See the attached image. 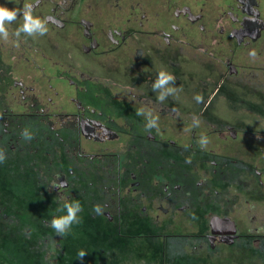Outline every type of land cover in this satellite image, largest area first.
Returning <instances> with one entry per match:
<instances>
[{"label":"flooded vegetation","instance_id":"obj_1","mask_svg":"<svg viewBox=\"0 0 264 264\" xmlns=\"http://www.w3.org/2000/svg\"><path fill=\"white\" fill-rule=\"evenodd\" d=\"M27 2L49 31L0 40L6 261L9 229L54 232L49 222L64 199L83 208L72 231L161 238L164 250L181 252L179 264L237 244L264 250V0L0 5ZM160 70L182 89L163 103L152 90ZM141 108L159 116L158 130L145 131ZM97 204L104 214L93 212ZM55 246L39 249L50 264Z\"/></svg>","mask_w":264,"mask_h":264},{"label":"rangeland","instance_id":"obj_2","mask_svg":"<svg viewBox=\"0 0 264 264\" xmlns=\"http://www.w3.org/2000/svg\"><path fill=\"white\" fill-rule=\"evenodd\" d=\"M243 217L241 221L245 222ZM49 233L47 232L48 236ZM114 233L111 229L74 230L67 236L60 237L52 232L57 242L56 264H179L181 252L172 250L170 246L164 250L161 238H126L114 236ZM43 234L45 233L41 235ZM40 239L35 231L10 228L7 249L19 255L9 256L10 259L6 261L5 254L0 251V264H32V258L36 262L39 256L41 264L43 261L48 264V257L43 250H39L43 248ZM1 246L2 241L0 248ZM81 249L88 252L82 261L77 259V253ZM204 255L184 264H264V250L259 252L242 244L233 245L222 252L217 250L210 253L211 256Z\"/></svg>","mask_w":264,"mask_h":264},{"label":"clouds","instance_id":"obj_3","mask_svg":"<svg viewBox=\"0 0 264 264\" xmlns=\"http://www.w3.org/2000/svg\"><path fill=\"white\" fill-rule=\"evenodd\" d=\"M35 5L31 2H27L23 5L22 10L16 8H8L4 5H0V40L8 41L10 36H15L17 39L24 34L27 37L44 36L48 33V21L45 18H41L34 14ZM18 16H22V24L10 33L8 26L13 24ZM249 56L253 59L256 58L257 53L255 50L249 52ZM176 77L166 71L160 70L157 73L156 79L152 83L153 92L158 93L157 99L163 103L167 98L177 96L178 92L182 89L175 86ZM197 103L203 102V97L197 94L194 97ZM137 116H143L145 118L144 129L146 132L151 133L153 129L159 128V116L154 115L151 110L146 111L141 108L136 112ZM200 124L199 118L193 119L192 127H198ZM21 137L24 141L30 142L34 139V133L29 127H25L21 132ZM209 139L206 135H202L197 144L205 149L209 144ZM7 160V154L5 149L0 148V164L5 163ZM190 163V161H187ZM57 189H61L66 186L65 183H56L52 185ZM57 207L55 209V215L50 220V227L54 230L56 235L65 237L71 233L73 225L81 222L80 213L83 211L82 205L79 200H67L56 201ZM93 212L97 215L104 214L103 206L97 204L93 206ZM87 251L81 249L77 253V259L83 260L87 255Z\"/></svg>","mask_w":264,"mask_h":264},{"label":"trees","instance_id":"obj_4","mask_svg":"<svg viewBox=\"0 0 264 264\" xmlns=\"http://www.w3.org/2000/svg\"><path fill=\"white\" fill-rule=\"evenodd\" d=\"M39 236H40V241L42 240V247L44 246V245H48L49 244V241H54L55 242V244L57 243L56 241H55V239L54 238H56L55 236H54V238H53V236H52V232H50L49 233V236H48V234H47V232H44V231H39V232H36ZM42 233H45V234H43V236L41 235ZM52 236V237H51ZM9 237V236H8ZM1 241V240H0ZM2 247V246H1ZM0 251L2 252V248H0ZM56 251H57V246H55V257H56ZM14 255H19V254H17V252H13V254L11 255V256H14ZM41 260L42 259H40V256L39 257H37V260H36V264L37 263H39V264H41ZM55 263H53V264H56V258H55V261H54ZM43 264H46L45 263V261H43ZM48 264H50V262L48 263Z\"/></svg>","mask_w":264,"mask_h":264}]
</instances>
